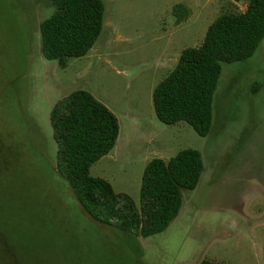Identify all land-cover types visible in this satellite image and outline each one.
<instances>
[{"label": "rangeland", "instance_id": "obj_1", "mask_svg": "<svg viewBox=\"0 0 264 264\" xmlns=\"http://www.w3.org/2000/svg\"><path fill=\"white\" fill-rule=\"evenodd\" d=\"M103 4L95 45L63 67L41 51L40 24L55 13L52 2L0 0V264H264V40L251 57L223 64L208 136L186 122H160L152 97L184 49L200 46L221 13L247 4ZM178 4L190 9L187 18L174 14ZM76 89L108 104L122 127L116 150L91 174L138 208L150 152L167 159L188 148L201 153V180L183 192L165 231L144 238L95 220L57 171L50 115Z\"/></svg>", "mask_w": 264, "mask_h": 264}, {"label": "trees", "instance_id": "obj_2", "mask_svg": "<svg viewBox=\"0 0 264 264\" xmlns=\"http://www.w3.org/2000/svg\"><path fill=\"white\" fill-rule=\"evenodd\" d=\"M55 13L40 24L46 59L65 67L92 49L104 23L103 0H50ZM247 4L242 11H226L208 27L203 43L182 51L175 69L153 90L160 122H186L203 137L214 119V99L223 64L251 57L264 40V0H233ZM180 19L190 15L183 4L174 7ZM50 121L58 146L57 171L65 177L79 202L95 220L144 238L165 231L179 215L183 192L194 190L204 172L201 153L181 150L168 159L155 157L146 165L138 208L126 193H117L91 167L106 156L119 137V120L91 92L76 89L53 107ZM200 264H217L202 260Z\"/></svg>", "mask_w": 264, "mask_h": 264}, {"label": "crops", "instance_id": "obj_3", "mask_svg": "<svg viewBox=\"0 0 264 264\" xmlns=\"http://www.w3.org/2000/svg\"><path fill=\"white\" fill-rule=\"evenodd\" d=\"M100 101V100H99ZM102 102V101H101ZM103 103V102H102ZM105 104V103H104ZM111 111H112V109L110 108V106L108 105V104H105ZM113 112V111H112ZM115 113V112H114ZM116 115V114H115ZM117 116V115H116ZM152 116V115H151ZM118 118V117H117ZM156 118V117H155ZM118 120H119V137H118V139H117V142H116V145L114 146V148L111 150V152L109 153V154H112V152H114V150H116V148H117V146H118V144H119V140H120V138H121V132H122V127H121V122H120V119L118 118ZM156 120V119H155ZM159 120V119H158ZM151 140H152V144L155 142V141H157V137H155V136H151ZM119 148V147H118ZM161 152L160 151H152V152H150V155L149 156H146L145 157V161H147V162H145L146 164H144L145 165V167H146V165L149 163V161H151L153 158H155V157H160V156H158L159 154H160ZM109 154H107V156L109 155ZM161 158H163V157H161ZM102 159V158H101ZM164 159H167V158H164ZM144 165H143V167H144ZM92 170V169H91Z\"/></svg>", "mask_w": 264, "mask_h": 264}]
</instances>
